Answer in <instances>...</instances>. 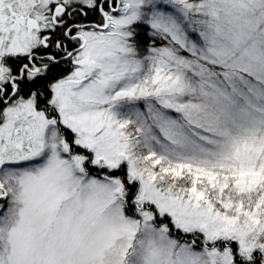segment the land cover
<instances>
[{
	"label": "snow or ice",
	"instance_id": "6c2138e0",
	"mask_svg": "<svg viewBox=\"0 0 264 264\" xmlns=\"http://www.w3.org/2000/svg\"><path fill=\"white\" fill-rule=\"evenodd\" d=\"M0 264H264V0H0Z\"/></svg>",
	"mask_w": 264,
	"mask_h": 264
},
{
	"label": "rangeland",
	"instance_id": "374dc122",
	"mask_svg": "<svg viewBox=\"0 0 264 264\" xmlns=\"http://www.w3.org/2000/svg\"><path fill=\"white\" fill-rule=\"evenodd\" d=\"M141 39H142V42H147L148 41V37L147 36H143V37H141Z\"/></svg>",
	"mask_w": 264,
	"mask_h": 264
},
{
	"label": "trees",
	"instance_id": "16d2710c",
	"mask_svg": "<svg viewBox=\"0 0 264 264\" xmlns=\"http://www.w3.org/2000/svg\"><path fill=\"white\" fill-rule=\"evenodd\" d=\"M95 19H97L98 18V16H96V17H94Z\"/></svg>",
	"mask_w": 264,
	"mask_h": 264
},
{
	"label": "flooded vegetation",
	"instance_id": "af4514ba",
	"mask_svg": "<svg viewBox=\"0 0 264 264\" xmlns=\"http://www.w3.org/2000/svg\"><path fill=\"white\" fill-rule=\"evenodd\" d=\"M99 19V17L97 18V20Z\"/></svg>",
	"mask_w": 264,
	"mask_h": 264
}]
</instances>
